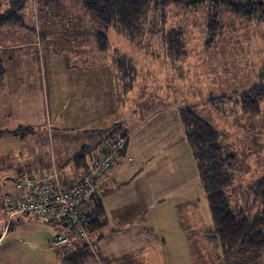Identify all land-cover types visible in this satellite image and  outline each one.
Returning a JSON list of instances; mask_svg holds the SVG:
<instances>
[{
	"label": "rangeland",
	"instance_id": "obj_1",
	"mask_svg": "<svg viewBox=\"0 0 264 264\" xmlns=\"http://www.w3.org/2000/svg\"><path fill=\"white\" fill-rule=\"evenodd\" d=\"M37 3L39 30L45 36L42 47L37 45L32 49L42 66L47 62L51 67L48 68V75L54 70L60 77L66 74V67L70 64H66L68 61L66 56L70 57L71 50L81 47L82 44L91 50V64L99 63L95 51L98 45L94 35H91L99 26L95 19L84 11L80 3L75 0H54L47 5L43 0H39ZM208 11L207 4L189 7L170 6L164 12L151 7L146 16L142 17L147 18L146 32L133 43L113 29H105L111 39V48L109 52L104 53L108 58L114 54V49L129 56L134 62L132 70L136 68L137 71L135 79L132 78L135 80L132 88L125 91L130 103L124 107L127 110V112L124 110V116L130 115L131 109L134 108L133 104L138 103L139 107L135 108H141L138 112L144 126L147 127L152 123L151 110L158 111L163 108L170 114L173 112L178 114L180 108H191L221 135L220 140L226 147V153H232L236 161L231 169L235 178L234 185L227 193L232 205L243 207L242 193L235 195L238 187L244 190L264 177V100L259 102V111L256 114L245 112L240 103L242 95L250 91L264 93V20L258 22L247 16H237L227 7L221 6L217 14L222 29L213 45L207 48L205 42ZM22 13L25 24L29 27L28 31L23 32H33L36 25L31 0L26 2ZM153 23L158 27L155 28ZM153 29L159 31L152 34ZM76 33L78 37L71 36ZM176 41H179V45ZM136 43L139 44V48L135 46ZM32 49L29 48L31 52ZM92 53L96 54L92 56ZM120 58L122 60V57ZM96 71L97 76H106L105 69ZM118 75L119 87L127 86L125 75L121 72ZM90 89L93 90L89 103L91 115L93 112L96 113L98 108L99 110L114 108V112L119 109L117 107L119 104L111 93L112 89H109V82L103 80L94 83V80H91ZM50 91L51 88L48 87V93ZM83 93L85 94V89ZM97 98L98 104H94L93 101ZM49 99L51 101L50 97ZM53 112L52 110L50 119H38L35 128L39 132L28 142H25L24 137L6 133L5 130L11 131L17 127L14 118H5L4 125L0 126V131L6 133L0 138V235L6 226L4 200L6 196H13L17 171L33 168L37 162L52 164L54 161L51 149L53 142L47 140L44 143L45 147L36 146L34 139L42 140L45 132L49 136L55 133L64 134L67 139L82 137L83 132L73 126V120L68 119L67 115L61 121L56 120ZM122 130L125 134V129ZM125 136L128 145L127 133ZM99 137V132L91 134L89 146H94L95 140ZM83 140H86V137ZM126 149L127 146L118 159ZM98 154V149H95L88 155V163L96 159ZM192 161L195 167L194 159ZM71 165L73 166V163ZM187 168L188 166L184 167ZM195 174L198 175V172ZM188 202L180 204L183 213L178 215L179 218L176 220L185 226L192 221L190 208H193V205ZM208 209H205L206 213ZM252 209L254 213L259 212L262 211V206L256 205ZM86 211H90V208L88 207ZM178 212L177 208V214ZM22 219L21 222H13L3 238V243H0V264H60L64 252L70 253L77 249L57 250L52 245L54 235L60 230L58 228H61L60 223L47 222L34 216H25ZM201 222L206 224L205 218ZM194 233L192 232L197 236ZM101 238L100 230L92 232L89 237L88 249L92 250L95 257L94 246ZM195 252L197 257L193 264H224L220 247L215 248L212 242L204 241L202 247L196 248ZM88 258L87 264H97L93 257ZM86 263L82 260L74 264ZM252 264H264V258Z\"/></svg>",
	"mask_w": 264,
	"mask_h": 264
},
{
	"label": "crops",
	"instance_id": "obj_2",
	"mask_svg": "<svg viewBox=\"0 0 264 264\" xmlns=\"http://www.w3.org/2000/svg\"><path fill=\"white\" fill-rule=\"evenodd\" d=\"M31 1L36 25L33 32H23L28 30L14 25L0 27V61L5 69L0 86V126L4 125L5 118H14L17 127L11 131L5 130L6 133L19 126L32 128L25 136H20L28 142L39 132L35 128L38 119H50L53 110L56 120L61 121L67 115L68 119L74 121L73 126L83 133L81 138L67 139L64 134L49 136L45 132L42 140L34 139L36 146L45 147L47 140L53 142L54 161L52 164L37 162L33 168L17 171V176L21 171H30L39 177L57 171L63 181H72L85 169L76 165L75 155L84 147L96 149L106 129L113 126L124 128L128 135L125 153L97 181L96 197L103 207L106 226L100 230L102 238L94 246L96 257L88 249L89 255L97 264H193L197 257L195 249L202 247L204 241L208 242L205 233L211 231L213 221L209 209L205 212L209 208L207 198L195 174L196 165L194 167L192 163V152L177 112L170 114L163 108L151 110L152 123L147 127L138 112L141 108H135L139 107L138 103L133 104L132 114L124 116V107L130 103L129 97L119 100L118 78L111 58L113 54L107 58L99 48L95 50L98 64H91V50L82 44L71 50L70 57L66 56V64L70 63L66 67V74L60 77L54 70L48 75V68L51 67L47 62L42 66L32 49L37 45L42 47L45 34L39 30V0ZM9 4L7 0L0 2V14ZM96 53H92V56ZM101 68L106 70L105 77L95 74L96 69ZM91 80L94 83L103 80L109 82V89H112L111 93L119 104L116 112L114 108H98L91 115ZM48 87L51 88L50 93ZM93 103L98 104V98ZM98 132L100 137L95 140V145L89 146L91 134ZM85 137L86 140H83ZM185 166L188 168L184 169ZM19 195L14 186L13 196ZM186 201L194 209L190 208L192 221L185 226L176 220L183 213L180 204L184 205ZM22 218L16 221L21 222ZM204 218L206 224L201 222ZM12 224L8 229L4 227L0 243H3ZM64 254L67 255V251ZM65 255L60 259V264H69L68 261L63 262ZM88 257H84L83 262L86 263Z\"/></svg>",
	"mask_w": 264,
	"mask_h": 264
},
{
	"label": "trees",
	"instance_id": "obj_3",
	"mask_svg": "<svg viewBox=\"0 0 264 264\" xmlns=\"http://www.w3.org/2000/svg\"><path fill=\"white\" fill-rule=\"evenodd\" d=\"M27 1L12 0L9 7L0 14V27L14 25L28 29L29 27L25 24V17L22 13ZM43 1L47 5L54 0ZM75 1L80 3L84 11L97 22L99 28L91 35H94L101 52H109L111 48V39L106 34L108 29H113L117 34L126 36L130 43L135 42L138 37L142 36L146 32L147 22V18L142 17L146 16L151 7L164 12L170 6L189 7L207 4L209 7L206 28L207 39L205 42L207 48L213 45L222 29V24L218 20L217 14L221 6L227 7L230 12L237 16H247L248 18L256 19L258 22L264 20V0ZM80 21L82 22V20ZM153 24L155 28L158 27L155 23ZM158 31L153 29L152 34ZM76 37H78V34ZM176 44L179 45V41H176ZM138 45L136 43L135 46L138 47ZM113 51L114 54L111 58L116 76L119 78L118 74L121 72L125 75L124 79H127V86L123 85L120 88L117 83L118 98L123 101L127 93L125 91L132 88V84L135 81L132 78L135 79L137 71L136 68L132 70L134 62L129 56L114 49ZM120 57H122V60ZM4 73L5 69L0 61V86ZM262 99L264 100V93L253 90L242 95L240 103L245 112L256 114L259 111V102ZM178 117L183 128L185 140L196 163L198 177L206 195L213 221V228L205 233V239L209 243H215L220 247L224 264H252L264 258V177L244 188V190L238 187V192L235 195L242 193L244 206L232 205L227 190L234 185L235 178L231 169L236 162L235 156L232 153H226V147L220 140L221 135L209 122L199 117L191 108H180ZM30 131H32L30 127L19 126L11 133L17 136H25ZM117 131L124 132L119 126L107 129L102 141L96 147L99 153L102 152L103 144ZM4 133L5 131L0 132V137ZM94 150L95 147H84L74 157L76 165L86 169L93 161L91 160L88 163L87 156ZM96 196L97 193L86 206V210L88 207L90 208V211L86 212L87 229L90 234L106 226V222L103 220L104 210ZM256 205L262 206V211L252 212V208ZM90 252L92 253L91 250ZM86 256H90L88 245L82 244L65 255L63 262L68 261L69 264L78 263Z\"/></svg>",
	"mask_w": 264,
	"mask_h": 264
},
{
	"label": "built area",
	"instance_id": "obj_4",
	"mask_svg": "<svg viewBox=\"0 0 264 264\" xmlns=\"http://www.w3.org/2000/svg\"><path fill=\"white\" fill-rule=\"evenodd\" d=\"M125 135L122 131L115 132L103 144L97 158L72 181H63L57 171L41 177L21 171L14 181L19 197L6 196L4 200L6 229L17 219L34 216L61 224L52 243L56 249L68 250L88 244L86 206L97 193L98 179L126 148Z\"/></svg>",
	"mask_w": 264,
	"mask_h": 264
}]
</instances>
